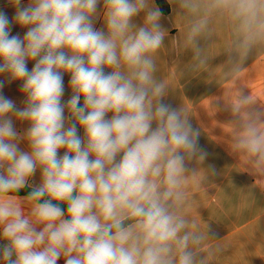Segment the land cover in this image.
<instances>
[{
  "label": "clouds",
  "instance_id": "clouds-1",
  "mask_svg": "<svg viewBox=\"0 0 264 264\" xmlns=\"http://www.w3.org/2000/svg\"><path fill=\"white\" fill-rule=\"evenodd\" d=\"M7 3L15 12L0 11V264H203L184 182L207 152L155 77L165 31L154 0ZM213 7L241 21L245 46L264 34V0ZM5 80L21 82L23 107L3 94ZM249 103L240 96L232 111ZM246 116L235 147L264 169V113Z\"/></svg>",
  "mask_w": 264,
  "mask_h": 264
},
{
  "label": "crops",
  "instance_id": "crops-1",
  "mask_svg": "<svg viewBox=\"0 0 264 264\" xmlns=\"http://www.w3.org/2000/svg\"><path fill=\"white\" fill-rule=\"evenodd\" d=\"M165 2L166 12L154 0L165 31L164 45L154 54L155 77L167 85L165 102L184 109L207 152L205 161L192 162L184 182V211L204 237L198 259L203 264H264V169L235 147L246 113H264V34L245 46L241 21L214 8L213 0ZM0 11L11 19L15 9L0 0ZM143 17L141 12L134 22L142 24ZM201 20L207 23L193 38L191 28ZM95 26H103L102 17ZM25 31L12 25V34L22 37ZM33 66L30 61L29 69ZM63 80L66 102L70 75L64 74ZM20 83L5 80L3 94L23 107ZM240 96L250 103L234 113L232 105ZM15 126L21 131L27 124L17 121ZM39 178L37 171L32 183ZM58 264H64L63 258Z\"/></svg>",
  "mask_w": 264,
  "mask_h": 264
},
{
  "label": "trees",
  "instance_id": "trees-1",
  "mask_svg": "<svg viewBox=\"0 0 264 264\" xmlns=\"http://www.w3.org/2000/svg\"><path fill=\"white\" fill-rule=\"evenodd\" d=\"M157 2L160 5V8L162 9V11L166 12L168 10L165 0H157ZM29 191H30V188L26 187L25 189L21 190L20 193H17V195L26 196ZM62 207L66 208V206H64V205H62Z\"/></svg>",
  "mask_w": 264,
  "mask_h": 264
}]
</instances>
